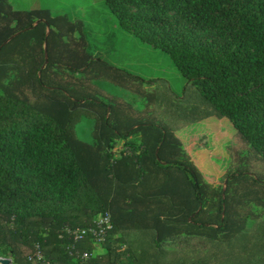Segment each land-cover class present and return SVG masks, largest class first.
I'll use <instances>...</instances> for the list:
<instances>
[{
  "label": "trees",
  "instance_id": "16d2710c",
  "mask_svg": "<svg viewBox=\"0 0 264 264\" xmlns=\"http://www.w3.org/2000/svg\"><path fill=\"white\" fill-rule=\"evenodd\" d=\"M104 1L126 27L138 17L129 7L148 8L141 15L168 32L157 46L188 88L236 127L233 152L218 158L215 182L179 136L187 125L175 129L159 97L141 91L144 110L96 97L104 92L92 68L99 76L108 68L89 61L81 24L45 23V13L0 0V257L209 264L208 243L264 248V179L250 172L264 173V0ZM82 115L93 119L91 140L77 132ZM106 214L103 253L89 233L75 240L67 232L96 228Z\"/></svg>",
  "mask_w": 264,
  "mask_h": 264
},
{
  "label": "rangeland",
  "instance_id": "374dc122",
  "mask_svg": "<svg viewBox=\"0 0 264 264\" xmlns=\"http://www.w3.org/2000/svg\"><path fill=\"white\" fill-rule=\"evenodd\" d=\"M9 1L12 5L28 11L45 13L47 18L39 20L45 23L49 20H62L70 24H81L83 37L86 39V45L89 46L86 48L90 55L89 61L96 64L101 60V63L108 68L106 71L108 74H103L104 76H99L100 73L92 68L94 84L104 92V96L99 94L96 97L104 101L122 98L133 108L141 110H144L141 91L159 97L157 108L160 113H164L174 128L179 129L187 125L183 132L178 134L187 150L197 159L200 168L213 174L215 182L220 180L222 175L220 176L221 171L218 169L219 164L222 165V160L219 163L217 161L221 157L226 159L227 152L230 154L233 152V142L238 135L237 129L228 119L216 113L194 87L188 88L186 79L171 57L157 46L160 38L170 37L168 38L166 30L141 15L147 13L148 8L129 7V12L137 13L138 17L131 22L136 25L135 27H126L115 7L108 5L104 0ZM51 28L57 31L58 27L51 25ZM80 37L81 32L77 31L74 34V41L76 42ZM71 42L67 36H62V43L71 44ZM152 103L153 107H156V103ZM81 118L77 132L81 138L91 140L93 119L88 115H82ZM190 123L192 124L188 125ZM203 135L207 138V144L212 145V149L201 146ZM119 148L132 152L130 147L123 144ZM115 156L121 157L119 154ZM250 172L257 173V178L264 179V173L256 168L252 167ZM100 217L97 216V219ZM260 224L261 222L257 226ZM257 243L258 241L252 243V247L249 246L247 251H242L239 245L222 248L218 244L208 243L206 246L211 247L208 249L210 255L206 254L208 252L204 255L205 257L209 255L207 258L209 264H252L251 253L254 249L258 252L255 257L258 258L257 264H264L262 257L264 248L261 247L263 244ZM94 245L95 254L104 252L101 243L96 242ZM207 248L201 246V249L207 250Z\"/></svg>",
  "mask_w": 264,
  "mask_h": 264
},
{
  "label": "built area",
  "instance_id": "2783aa9c",
  "mask_svg": "<svg viewBox=\"0 0 264 264\" xmlns=\"http://www.w3.org/2000/svg\"><path fill=\"white\" fill-rule=\"evenodd\" d=\"M111 228V216L110 214H106L98 221L96 228L76 231L67 229V232L71 235L73 234L75 236V240L82 239L86 234L89 233L95 242L102 243L106 238L107 231ZM83 258H88V254L85 253ZM0 264H13V259L11 257H0Z\"/></svg>",
  "mask_w": 264,
  "mask_h": 264
}]
</instances>
